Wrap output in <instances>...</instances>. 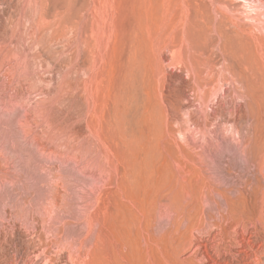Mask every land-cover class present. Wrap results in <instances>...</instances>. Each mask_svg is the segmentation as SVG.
<instances>
[{
    "label": "rangeland",
    "instance_id": "1",
    "mask_svg": "<svg viewBox=\"0 0 264 264\" xmlns=\"http://www.w3.org/2000/svg\"><path fill=\"white\" fill-rule=\"evenodd\" d=\"M263 206L264 0H0V264H264Z\"/></svg>",
    "mask_w": 264,
    "mask_h": 264
},
{
    "label": "bare ground",
    "instance_id": "2",
    "mask_svg": "<svg viewBox=\"0 0 264 264\" xmlns=\"http://www.w3.org/2000/svg\"><path fill=\"white\" fill-rule=\"evenodd\" d=\"M247 144V143H246ZM244 147V146H243ZM242 147V148H243ZM259 151V150H258ZM243 153V152H242ZM240 194V193H239ZM261 202V201H260ZM263 202V201H262ZM230 204V203H229ZM243 204V203H242ZM241 204V205H242ZM248 204V203H247ZM264 207V206H263ZM262 207V208H263ZM250 209V208H249ZM240 211V210H239ZM242 211V210H241ZM260 211V210H259ZM263 211V210H262ZM258 213V212H257ZM238 214V213H237ZM224 215V214H223ZM243 215V214H242ZM255 215V214H254ZM258 215V214H257ZM242 217V216H241ZM230 218V217H229ZM232 220V219H231ZM227 221V220H226ZM230 221V220H229ZM240 221V220H239ZM245 221H246V219H245ZM215 222V221H214ZM259 222V221H258ZM226 223V222H225ZM246 223V222H245ZM219 224H220V222H219ZM224 224V223H223ZM243 224H244V222H243ZM247 224V223H246ZM239 225H240V223H239ZM255 227V226H254ZM199 229V228H198ZM229 229H230V227H229ZM262 229V228H261ZM230 231H231V229H230ZM254 231V230H253ZM263 231V230H262ZM209 232V231H208ZM211 232V231H210ZM242 232H243V230H242ZM246 232V231H245ZM222 234V233H221ZM227 234H228V232H227ZM230 234V233H229ZM239 234V233H238ZM214 235V234H213ZM237 235V234H236ZM210 236V235H209ZM215 237H216V235H215ZM231 237V236H230ZM213 239H215V238H213ZM216 239H217V237H216ZM220 240V239H219ZM224 241V240H223ZM229 240H227V242H228ZM236 241V240H235ZM207 243V242H206ZM205 243V244H206ZM230 244V243H229ZM203 246V245H202ZM224 246H227V245H224ZM233 247V246H232ZM227 248V247H226ZM206 249V248H205ZM205 249H204V251H205ZM216 249V248H215ZM220 249V248H219ZM217 251V250H216ZM220 252V251H219ZM229 252V251H228ZM200 255V254H199ZM201 257V256H200ZM203 257H205V256H203ZM229 257V256H228ZM227 257V258H228ZM226 258V257H225ZM238 259V258H237ZM241 259V258H240ZM207 260V259H206ZM239 260V259H238ZM208 261V260H207ZM224 261V260H223ZM200 263V262H199ZM233 263V262H232Z\"/></svg>",
    "mask_w": 264,
    "mask_h": 264
}]
</instances>
